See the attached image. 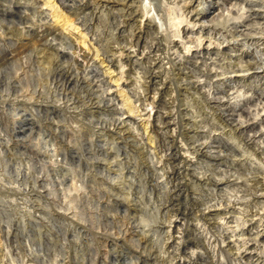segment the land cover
<instances>
[{
  "label": "rangeland",
  "instance_id": "1",
  "mask_svg": "<svg viewBox=\"0 0 264 264\" xmlns=\"http://www.w3.org/2000/svg\"><path fill=\"white\" fill-rule=\"evenodd\" d=\"M83 1L87 6L69 28L74 41L65 34L54 40L74 51L71 59L47 46L52 35L45 42L35 37L34 49L21 52L26 25L39 26L46 18L34 0H0V264H264V237L258 233L264 222L258 214L264 217V132L250 144L247 134L254 131L242 135L234 128L264 106L258 98L264 93V12L251 11L255 0H215L220 6L205 18L208 29L195 34L204 46L213 41V62H186L183 80L169 58L176 34L192 17L185 11L188 0L136 2L142 26L153 23L147 42H162L169 70V90L160 101L156 91L146 90L142 54L131 52V65L120 61V50L135 43L136 25L121 29L120 11L101 7L100 0ZM200 1L192 7L209 2ZM247 18L252 23L246 36L239 25ZM114 53L120 61L115 71L103 63ZM245 53L258 64L242 71L251 75L226 85L204 73L212 66L222 75L241 73ZM77 76L79 83L70 82ZM115 77L128 83L110 85ZM195 79L201 86L192 84ZM219 96L234 102L237 113L211 102ZM250 96L254 101L246 103ZM167 113L174 118L169 130L162 127ZM260 117L255 130L264 131ZM202 143L209 145L205 155L194 153L192 147ZM175 146L194 160L188 174L187 165L169 157ZM174 169L181 172L176 178L170 177ZM212 206L222 213L215 223L203 215Z\"/></svg>",
  "mask_w": 264,
  "mask_h": 264
},
{
  "label": "bare ground",
  "instance_id": "2",
  "mask_svg": "<svg viewBox=\"0 0 264 264\" xmlns=\"http://www.w3.org/2000/svg\"><path fill=\"white\" fill-rule=\"evenodd\" d=\"M27 1V0H26ZM196 0H188L187 1V3H186V12H187V16L188 17H190V15H188L189 13H191L192 14V17H190V20H188V22H187V27H184L180 32H179V34L177 33L176 35L177 36H180V38H179V41H176L177 43L174 45L175 47H176V52L172 55V57L170 56V58H169V62L171 63V66L175 69V70H178V72L177 73H179V74H181L182 75V78H183V80H185V77L187 76L186 74L184 75L183 74V71H182V68H183V65L186 63V62H191L192 63V60H194L195 59V64H197V63H199V61L202 63L201 65H204L203 63H205V64H207V65H210V64H212V62L213 61H211V62H209L213 57H212V54L215 52V50L212 48V46H211V43L213 42V41H211V40H209L208 41V45L207 46H204L202 43H203V38L200 40L199 39V37L196 35L195 36V34H197V33H201L202 34V32H204V30H207L208 29V24H206V17L209 15V14H211V13H213L216 9H218L219 10V6H220V4L218 3V1H215V0H209V2L207 3V5L206 6H201L200 8H195V7H192V6H194L193 5V3L195 2ZM226 1H229V0H226ZM20 2V1H19ZM24 2V1H23ZM34 2H35V4H38L36 7L37 8H39V10L37 9V12L38 11H40V15L42 16V17H44V19L46 18V20H44L43 21V24H41V22L42 21H37V22H39L40 23V25L39 26H32L31 24L30 25H26V34H27V40L25 41V42H23V45L21 46V52L22 51H31L32 49H34V48H32V47H34V42H35V37H41L40 39H45L44 40V42L46 41V37L48 36V35H52V38H51V41H49L48 39V41H46V43H47V46L48 47H50V48H53L54 50H55V53L58 55V56H60L61 58L63 57H71V59H72V57H73V54H74V51H72V50H69V49H62V48H59L58 46H56V43L57 42H54V40H56V38H62V37H64V34H65V36H66V39H70L71 41H74V39L72 38V34H71V28L73 27V25L75 26V19H76V17H78V15H79V12L84 8V7H86L87 6V3H85L83 0H34ZM100 3H101V7H105V9H117L118 11H120L121 12V14H122V16L124 17L123 18V23H122V26H121V29L122 28H125L126 26H131V27H133V26H135L136 28L134 29L135 31H134V41H135V43H134V45H131V46H129V48H125V49H121L120 50V61L121 60H123V58L125 59V61H122L123 63L124 62H126L127 64H129V62H130V53L131 52H133V53H135L136 52V55L138 54L137 52L139 51L140 53L139 54H142V56L140 57L141 59L140 60H142V62L144 63H146L147 64V68H148V74H147V76H146V79H145V83H146V90H148L149 91V93H152V92H154L155 93V91L157 92L156 93V95H158V96H156L157 98H158V100H160V101H163L164 99H163V97H162V94H163V91H166L168 88H169V85H168V81L169 80H167V78L165 77V74L169 71H166V68H165V65H164V63H163V56H162V54H161V51H162V42L160 41V40H158V41H156V42H152V43H150V44H148V42H147V33H148V29L147 28H151L152 27V25H153V23H151V22H149L148 21V23H146V28H144L142 25H144L145 24V21H144V19L142 18V15H140V14H138L135 10H134V7H135V5H136V2H139V0L137 1V0H100L99 1ZM201 2H203V0H201L200 1V3ZM251 2H253V1H251ZM33 3V2H32ZM24 4V3H23ZM230 4V3H229ZM28 5L29 4H25V5H22L25 9H27L28 8ZM253 6L255 5V6H257V8L256 7H254V9L253 8H251L252 10L251 11H253L255 14H260V13H262V12H264V0H255L254 1V3L252 4ZM10 6V5H9ZM259 6V7H258ZM97 7V6H96ZM188 7H189V9H188ZM190 7H192L191 9H190ZM98 8V7H97ZM11 9H13V8H11ZM36 9H35V13H36ZM96 9V8H95ZM15 10V9H14ZM47 10H49V11H47ZM86 10V9H85ZM102 10V9H101ZM248 10V9H247ZM21 11V10H20ZM115 11V10H114ZM138 11V10H137ZM24 12H27V11H23L22 10V13L21 14H23ZM222 13H223V11H221ZM92 13V12H91ZM216 13V12H215ZM26 15L28 14V13H25ZM39 14V13H38ZM253 14V13H252ZM29 15H32V14H30L29 13ZM219 15V14H218ZM36 16V15H35ZM82 16V15H81ZM89 16H91V15H89ZM95 16H97V15H95ZM255 16V15H254ZM260 16V15H259ZM259 16H255V18L256 17H259ZM24 17V16H23ZM26 17V16H25ZM260 17H263V16H260ZM22 18V17H21ZM28 18V17H27ZM30 18V17H29ZM29 18H28V20H29ZM32 18H33V16H32ZM37 18V17H36ZM98 18V17H97ZM245 18V17H244ZM31 19V18H30ZM35 19V18H34ZM79 19V18H78ZM251 19V18H250ZM253 19V18H252ZM22 20V19H21ZM27 20V19H26ZM22 21H24V20H22ZM30 21H32V20H30ZM86 21V20H85ZM88 21V20H87ZM122 21V20H121ZM208 21H212V19L211 20H209L208 19ZM250 20H249V18H247L246 20H244V21H242V23H240V27H242V29H240V31L239 32H242L241 34L243 35H248V33L250 34L251 32H249L248 31V29H249V25L252 23H248L247 24V22H249ZM26 22V21H25ZM24 22V23H25ZM36 22V20H35V24L37 23ZM83 22V21H82ZM28 22H26L25 24H27ZM30 23V22H29ZM28 23V24H29ZM45 23V24H44ZM61 23V24H60ZM258 23V22H257ZM22 24V23H21ZM258 24H260V23H258ZM262 24V23H261ZM77 25V24H76ZM81 25V24H80ZM255 25H257V24H255ZM58 26H61L62 27V29H60V31L58 32ZM79 26V25H78ZM196 26H199V30L198 31H196V29H195V27ZM251 27V26H250ZM70 28V29H69ZM77 28V27H76ZM83 28V27H82ZM127 28V27H126ZM254 28V27H253ZM20 29V28H19ZM22 29V28H21ZM64 29H65V31H64ZM198 29V28H197ZM67 30V31H66ZM179 30V29H178ZM250 30V29H249ZM21 31V30H20ZM248 31V32H247ZM7 32H8V30H7ZM83 32H84V30H83ZM209 32V31H208ZM82 33V32H81ZM124 33V32H123ZM133 33V32H132ZM182 33V34H181ZM259 33V32H258ZM122 34V33H121ZM207 35V34H206ZM12 36V35H11ZM94 36V35H93ZM203 36V35H202ZM13 37V36H12ZM83 37V36H82ZM155 37V36H154ZM209 37V36H208ZM251 37V36H250ZM253 37H255V36H253ZM259 37V36H258ZM262 37V36H261ZM23 38V37H22ZM26 38V37H25ZM96 38V37H95ZM94 38V39H95ZM204 38H205V36H204ZM207 38V37H206ZM85 39V38H84ZM87 39V38H86ZM178 39V38H177ZM210 39V38H209ZM20 40V39H19ZM61 40H63V39H61ZM69 40V41H70ZM78 40V39H77ZM81 40V39H80ZM97 40V39H96ZM95 40V41H96ZM156 40V39H155ZM176 40V39H175ZM174 40V41H175ZM208 40V39H207ZM262 40V39H261ZM8 41V40H7ZM42 41V40H41ZM40 41V42H41ZM130 41V39L128 40V42ZM180 42V43H179ZM198 42V43H197ZM74 43V42H73ZM78 43V42H77ZM92 43V42H91ZM188 43H197L196 45H203L202 47H200L199 45H198V47H196V48H193V46L194 45H191V44H188ZM218 43V42H217ZM262 43V42H261ZM264 43V42H263ZM19 44V43H18ZM75 44V43H74ZM181 44V45H180ZM216 44V43H215ZM79 45H81V44H79ZM264 45V44H263ZM181 46H183L184 48H186L187 50H186V52L184 53L185 55H187V57H185L184 58V54H182V52H183V50H182V52H181ZM89 47V46H88ZM195 47V46H194ZM234 47H236V46H234ZM38 48V47H37ZM36 48V49H37ZM43 48V47H42ZM78 48H79V46H78ZM97 48V47H96ZM117 48V47H116ZM180 49V50H179ZM11 50V49H10ZM119 50V49H118ZM38 51V50H37ZM40 51V50H39ZM98 52V51H97ZM77 53V52H76ZM92 53V52H91ZM108 53V52H107ZM116 53V52H115ZM115 53H114V56H112V58H110V59H108L107 60V58H106V60H103V63L105 62V61H107L108 63H107V66H108V68L109 69H113L114 67H115V65H117V63L119 64L120 63V61H119V59H117L118 57H116L115 56ZM162 53H164L163 51H162ZM218 53V52H217ZM42 54V53H41ZM94 54V53H93ZM215 54V53H214ZM249 54H251V53H249ZM249 54L248 53H245L244 54V56H243V58L244 59H247L248 58V56H249ZM54 55V54H53ZM86 55L88 56V53H86ZM104 55V54H103ZM184 55V56H183ZM20 56V55H19ZM29 56V55H28ZM30 56H32V55H30ZM36 56V55H35ZM40 56V55H39ZM106 56H107V54H106ZM55 57V56H54ZM95 57V56H94ZM24 58V57H23ZM51 58V57H50ZM49 58V59H50ZM75 58V57H74ZM17 59V58H16ZM25 59V58H24ZM34 59H35V57H34ZM236 59V58H235ZM240 59V58H239ZM48 60V59H47ZM250 60V59H249ZM248 59L246 60V64L245 65H243V63H242V65H240V64H238V66L240 65V67H239V69H238V71L240 72L241 71V73H237L238 71L236 70V73L237 74H234V75H222L223 74V72L221 71V73L217 70V69H215V67H211V68H209V70H207V72H204V73H206V74H210V75H212V76H214V78H216V81H218V82H221V83H227L226 85H230L228 82L229 81H232L234 78H238V77H245L246 76V74H248V75H251L253 72H249V73H242V71H245V70H252L253 68H255V65L257 64V61H255L256 62V64L255 63H253L252 61H249ZM27 61V60H26ZM133 61V60H132ZM132 61L130 62V65L132 64ZM243 61V60H242ZM59 62V61H58ZM241 62V61H240ZM245 62V61H244ZM27 63V62H26ZM29 63V62H28ZM31 63V62H30ZM49 63V62H48ZM38 64V63H37ZM50 64V63H49ZM48 64V65H49ZM97 64V63H96ZM106 64V63H105ZM134 64V63H133ZM56 65V64H55ZM63 66H64V64H62ZM67 65V64H66ZM89 65V64H88ZM91 65V64H90ZM100 65V64H99ZM141 65V64H140ZM200 65V66H201ZM206 65V66H207ZM258 65V64H257ZM62 66V67H63ZM72 66V65H71ZM71 66H70V68H71ZM92 66V65H91ZM105 66V65H104ZM114 66V67H113ZM185 66V65H184ZM187 66V65H186ZM200 66H198V67H200ZM205 66V67H206ZM237 66V65H236ZM237 66V67H238ZM32 67H34V66H32ZM49 67V66H48ZM66 67V66H65ZM88 67V66H87ZM132 67V66H131ZM171 67V68H172ZM210 67V66H209ZM236 67V68H237ZM47 68V67H46ZM58 68V67H57ZM146 68V69H147ZM188 68V67H187ZM207 68V67H206ZM50 69V68H49ZM59 69H61V68H59ZM67 69H68V67H67ZM74 69V68H73ZM88 69V68H87ZM95 69V68H94ZM105 69V68H104ZM132 69V68H131ZM184 69V68H183ZM191 69V68H190ZM199 69V68H198ZM52 70V69H51ZM58 70V69H57ZM63 69H61V71H62ZM64 71H65V73L66 74H68V70H66L65 68H64ZM113 71H115V68L113 69ZM112 71V72H113ZM138 71V70H137ZM205 71V70H204ZM256 71V70H255ZM26 72V71H25ZM53 72V71H52ZM75 72V71H74ZM108 72V71H107ZM32 73V72H31ZM47 73H49V72H47ZM62 73H63V71H62ZM76 73V72H75ZM176 73V74H177ZM184 73H186L185 71H184ZM203 73V72H202ZM261 73V72H260ZM36 74V73H35ZM34 74V75H35ZM43 74V73H42ZM46 74V73H45ZM73 74V73H72ZM111 74V73H110ZM205 74V75H206ZM32 75V74H31ZM40 75V74H39ZM47 75H49V74H47ZM62 75V74H61ZM69 75V74H68ZM71 75V74H70ZM189 75V74H188ZM26 76V75H25ZM143 76V75H142ZM263 79H264V74L262 73V75H260ZM31 77H33V76H31ZM68 77V76H67ZM70 77V76H69ZM75 77H76V75H75ZM74 77V78H75ZM84 77V76H83ZM181 77V76H180ZM208 77V76H207ZM40 78V77H39ZM48 78V77H47ZM69 78V80H70V82H73L74 80H75V82L77 81H79V78H78V76H77V78ZM140 78V77H139ZM213 78V77H212ZM67 79V78H66ZM84 79V78H83ZM86 79V78H85ZM84 79V80H85ZM121 78H114V80L113 79H111L112 81H109L108 83L111 85V83H112V85L114 84V85H120V84H122V83H128V81H124L123 80V82L121 83V82H119V80H120ZM262 79V80H263ZM186 80H187V78H186ZM235 80V79H234ZM233 80V81H234ZM85 81H87V80H85ZM97 81V80H96ZM103 81V80H102ZM101 81V82H102ZM260 81H261V79H260ZM95 82V81H94ZM106 82H107V80H106ZM235 82H237V81H235ZM44 83V82H43ZM66 83H67V81H66ZM79 83V82H78ZM82 83V82H81ZM90 83V82H89ZM88 82L86 83V85H88L89 84ZM98 83H100V82H98ZM184 83V82H183ZM190 83H191V80H190ZM195 83V85H197V86H201V82L199 81V80H194V81H192V84H194ZM233 83V82H232ZM231 83V84H232ZM239 83V82H238ZM84 84V83H83ZM96 84V83H95ZM139 84H140V82H139ZM170 84V83H169ZM184 84H187V82L186 83H184ZM183 84V85H184ZM59 85V84H58ZM90 85V84H89ZM102 85V84H101ZM138 85V84H137ZM235 85V84H234ZM237 86H238V84H236ZM236 85L234 86V87H236ZM264 85V84H263ZM170 86H171V84H170ZM185 86V85H184ZM34 87V86H33ZM36 87V86H35ZM111 87V86H110ZM234 87H233V89H234ZM261 87V86H260ZM64 88V87H63ZM112 88V87H111ZM186 88V87H185ZM143 89V88H142ZM229 89V88H228ZM169 90V89H168ZM231 90H232V88H231ZM231 90L229 89V91L231 92ZM237 90V89H236ZM238 90H239V88H238ZM238 90H237V92H238ZM264 90V89H263ZM234 91V90H233ZM241 91V90H240ZM166 92H168V91H166ZM236 92V93H237ZM106 93H107V91H106ZM233 93H235V92H231L230 93V95L231 94H233ZM239 94V93H238ZM151 95V94H150ZM249 95H251V94H249ZM257 95V94H256ZM226 96V95H225ZM225 96H219V98L220 99H213L211 102H214V104H218V105H220V106H222V105H224V107H227V109H231V107L232 108H234L233 109V111L235 110L236 111V113H237V110H236V107H235V104H232V103H234V102H232V101H229V100H226L227 98H225V99H223V97H225ZM242 96V95H241ZM255 96V95H254ZM258 96V95H257ZM128 97V96H127ZM146 97V96H145ZM153 97H155V94H154V96ZM228 97V96H227ZM234 97H236V96H234ZM237 97H239L238 95H237ZM248 97V96H247ZM148 98V97H147ZM241 98H243V97H241ZM245 98V97H244ZM258 98L259 99H261L262 100V98L264 99V93H262V94H260L259 96H258ZM107 99V98H106ZM232 99H233V96H232ZM238 99V98H237ZM247 99V98H246ZM246 99H244V101L246 100ZM254 99H255V97H253V96H250V98L249 99H247V101H246V103L247 102H253L254 101ZM258 99V100H259ZM136 100V99H135ZM110 101H111V99H110ZM130 102V101H129ZM101 103V102H100ZM119 103V102H118ZM126 103H127V101H126ZM93 104V103H92ZM102 104V103H101ZM110 104V103H109ZM131 104V103H130ZM161 104H163V103H161ZM236 104H238V103H236ZM240 104V103H239ZM242 104V103H241ZM250 104V103H249ZM260 105V104H259ZM89 106V105H88ZM116 106V105H115ZM134 106V105H133ZM100 107V106H99ZM105 107V106H104ZM113 107V106H112ZM118 107V106H117ZM130 107V105L128 106V108ZM229 107V108H228ZM120 108V107H119ZM241 108H243V107H241ZM261 108V107H260ZM130 109H131V107H130ZM130 109H129V111H130ZM244 109V108H243ZM256 109H258V108H256ZM132 110V109H131ZM229 111V110H228ZM227 111V112H228ZM231 111H232V109H231ZM232 111V112H233ZM234 111V112H235ZM240 111V110H239ZM260 110H258V112H256L255 113V116L253 117L252 116V118H249L247 121L248 122H246V123H244L245 121H242L243 119H241L239 122H237L236 123V125L234 126V128L240 133V134H242V135H244V133L245 132H251V131H254V133L252 134V133H248L247 134V141L250 143V144H253V143H257V141H256V139L257 138H260L259 136H263L262 135V132H264L263 131V128L262 129H259V130H255V129H257V127L259 126V120H257V118L258 117H260V118H264V116H262L263 114H264V106H262V109H261V113L259 112ZM165 112V111H164ZM168 112V111H167ZM252 112V111H251ZM244 110H242V113L240 112L239 113V115L240 116H243L244 114ZM164 114V113H163ZM231 114V113H230ZM234 114V113H233ZM232 114V115H233ZM243 114V115H242ZM254 114V113H253ZM235 115V114H234ZM239 115H236L237 117L239 116ZM162 116H164L165 117V122H164V125L162 126L163 128H165V129H168L169 130V128H171L172 127V125H174V122H173V120H172V115H171V113H167V114H165V115H162ZM128 117V116H127ZM228 117V116H227ZM249 117H251V116H249ZM116 118V117H115ZM114 118V119H115ZM225 118V117H224ZM231 118H233L232 116H231ZM242 118V117H241ZM246 118V117H245ZM259 118V119H260ZM118 119V118H117ZM174 119V118H173ZM226 119V118H225ZM120 120V119H119ZM228 120V119H227ZM233 120H237V118L236 119H233ZM122 121V120H121ZM226 121V120H225ZM235 122V121H234ZM233 122V123H234ZM34 123V122H33ZM53 123V122H52ZM160 123V122H159ZM231 124V123H230ZM261 124V123H260ZM226 125V124H225ZM158 127H160V126H158ZM174 127V126H173ZM231 127V126H230ZM233 128V127H232ZM259 128V127H258ZM173 129V128H172ZM175 129V128H174ZM233 130V129H232ZM118 131V130H117ZM151 131V130H150ZM236 131V132H237ZM153 132V131H152ZM259 132V133H258ZM260 132H261V134H260ZM165 134V133H164ZM176 135V134H175ZM171 137V136H170ZM176 137V136H175ZM243 137V136H242ZM264 137V136H263ZM165 138V137H164ZM173 139H174V137H173ZM245 139V138H244ZM150 141V140H149ZM200 141V140H199ZM207 141V140H206ZM175 142V141H174ZM201 142V141H200ZM204 142V141H203ZM246 142V141H245ZM198 143V142H197ZM205 144V143H204ZM203 143L202 144H196L194 147H192L193 148V152L194 153H200V154H204L205 152H206V148L209 146L208 144V146L207 145H204ZM211 146V145H210ZM259 147H260V145H258ZM263 146V145H262ZM170 147V146H169ZM261 148V147H260ZM259 149V148H258ZM211 150V149H210ZM170 151V150H169ZM192 152V153H193ZM212 153V152H211ZM170 156V159H172L173 160V162H176V161H180V162H183L184 163V165H187V167L184 169V171L188 174L189 173V170H190V166L194 163V160H192V159H189V158H187L185 155V157H183V155H181V152H179V148H177L176 146L175 147H173L172 148V150H171V153L169 154ZM205 155V154H204ZM169 159V158H168ZM216 159V158H215ZM171 161V160H170ZM169 163V162H168ZM177 163V162H176ZM177 165V164H176ZM183 165V166H184ZM178 166V165H177ZM179 166H181V165H179ZM171 167V166H170ZM174 168H175V166H174ZM192 168V167H191ZM183 169V168H182ZM181 170V169H180ZM170 171H172V170H170ZM183 172V171H182ZM169 173V172H168ZM181 172L180 171H177L176 169H174L171 173H170V177L172 176V177H175L176 178V176L177 175H179ZM184 174V173H183ZM183 174H181V175H183ZM193 175V174H192ZM195 175H197V174H195ZM186 176H189V175H186ZM198 178H199V180L200 181H204V179L202 178V176L201 177H199L198 176ZM172 179V178H171ZM198 180V181H199ZM218 180V179H217ZM222 180H224V179H221V181H218V183L217 184H222L223 182H222ZM178 181V180H177ZM201 183V182H200ZM181 185V184H180ZM180 188V187H179ZM174 189V188H173ZM182 191V190H181ZM177 192V191H176ZM179 192V191H178ZM180 193V192H179ZM178 194V193H177ZM261 196H264V193H262L261 194ZM220 208H218V207H211V208H209L208 210H206V211H204L203 212V215H204V217L207 215V221H209V222H213V223H215V222H217L218 220L216 219L217 217H215V216H217V215H220V214H222V213H217L218 212V210H219ZM126 210V209H125ZM259 215H260V219L261 220H263V218L264 217H262V214H260V213H258ZM226 215V214H225ZM252 219H253V217H252ZM251 219V220H252ZM260 226H263L262 228H260ZM138 231V230H137ZM134 232V231H133ZM126 233V232H125ZM258 233L260 234V236H262V237H264V222L262 223V224H259V226H258ZM145 238V237H144ZM143 239V238H142ZM141 239V240H142ZM146 245V244H145ZM147 246V245H146ZM231 248V247H230ZM142 250V249H141ZM143 251V250H142Z\"/></svg>",
  "mask_w": 264,
  "mask_h": 264
}]
</instances>
